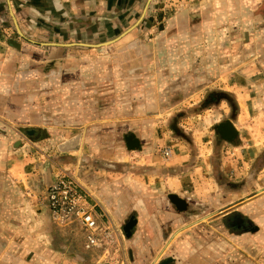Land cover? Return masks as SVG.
I'll return each instance as SVG.
<instances>
[{"label": "crops", "instance_id": "crops-1", "mask_svg": "<svg viewBox=\"0 0 264 264\" xmlns=\"http://www.w3.org/2000/svg\"><path fill=\"white\" fill-rule=\"evenodd\" d=\"M191 2L0 0V264H264V0Z\"/></svg>", "mask_w": 264, "mask_h": 264}, {"label": "built area", "instance_id": "built-area-1", "mask_svg": "<svg viewBox=\"0 0 264 264\" xmlns=\"http://www.w3.org/2000/svg\"><path fill=\"white\" fill-rule=\"evenodd\" d=\"M162 154L165 158L170 157L169 148H164ZM76 183L72 179H58V181L52 186V193L49 195V204L52 210V216L54 219L63 221L67 215L73 213L82 212V221L84 226L93 231L98 230V225L91 213L88 212L87 207H81V196L78 194ZM101 235L104 239L110 240L111 233L109 230H101ZM90 242H93L92 237L89 238Z\"/></svg>", "mask_w": 264, "mask_h": 264}, {"label": "rangeland", "instance_id": "rangeland-1", "mask_svg": "<svg viewBox=\"0 0 264 264\" xmlns=\"http://www.w3.org/2000/svg\"><path fill=\"white\" fill-rule=\"evenodd\" d=\"M191 1H193V0H151L150 3H149V5H148V7H147V9H145V15L148 13L149 10H151V11L154 12V16H153L154 19L157 16L161 20H163V19L167 18V16L169 15V13H172V12L176 11L182 5L192 4ZM146 3H147V0H140V5L142 6V12H141V14L144 11V8H145ZM51 193H52V189H51V192L49 193V195ZM78 194L81 196V201L83 202L85 200V198L79 192H78ZM72 216H74L73 213L67 215L66 218H69V217H72Z\"/></svg>", "mask_w": 264, "mask_h": 264}, {"label": "water", "instance_id": "water-1", "mask_svg": "<svg viewBox=\"0 0 264 264\" xmlns=\"http://www.w3.org/2000/svg\"><path fill=\"white\" fill-rule=\"evenodd\" d=\"M150 1H151V0H147V3H146V5H145V8H144V11H143V13H142L141 18L144 16V14H145V9H147V7H148ZM13 17H14V21H15V23L17 24L16 18H15L14 15H13ZM141 18H140L139 20H141ZM11 42H12V41H11ZM15 44L18 45L17 43L14 42L13 45H15ZM227 125H228L227 123H221V124H219L218 127L216 128L217 131H218V133H219V135H221L223 138L225 137V130H224V129H225V127H226ZM225 138H226V137H225ZM74 139H75V140H74ZM78 139H79V136L77 135V136L73 137V138L70 139V140L63 141L62 143H59L58 148H59L61 151L69 150V149L72 148V147L70 146L69 143H70V142L75 143ZM130 224H131V223H130ZM130 224H129L128 226H130Z\"/></svg>", "mask_w": 264, "mask_h": 264}, {"label": "bare ground", "instance_id": "bare-ground-1", "mask_svg": "<svg viewBox=\"0 0 264 264\" xmlns=\"http://www.w3.org/2000/svg\"><path fill=\"white\" fill-rule=\"evenodd\" d=\"M75 140V139H74Z\"/></svg>", "mask_w": 264, "mask_h": 264}]
</instances>
